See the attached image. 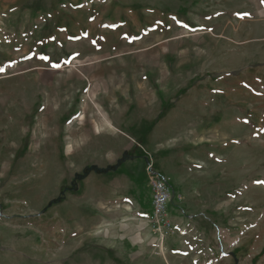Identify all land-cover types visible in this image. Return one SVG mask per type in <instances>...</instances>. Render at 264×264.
Wrapping results in <instances>:
<instances>
[{
  "label": "rangeland",
  "instance_id": "rangeland-1",
  "mask_svg": "<svg viewBox=\"0 0 264 264\" xmlns=\"http://www.w3.org/2000/svg\"><path fill=\"white\" fill-rule=\"evenodd\" d=\"M0 69V264H99L155 176L264 264V0H0Z\"/></svg>",
  "mask_w": 264,
  "mask_h": 264
},
{
  "label": "crops",
  "instance_id": "crops-1",
  "mask_svg": "<svg viewBox=\"0 0 264 264\" xmlns=\"http://www.w3.org/2000/svg\"><path fill=\"white\" fill-rule=\"evenodd\" d=\"M258 39H248L245 44H257ZM241 44H243L241 42ZM167 180V179H166ZM168 181V180H167ZM146 198L138 193L133 201L134 212L125 221L130 224L120 229H108L115 222L124 220L115 214H105L107 247L102 246L99 254H91L99 264H243L240 258L226 257L223 248H217L218 235L211 226L190 222L180 209L168 211L173 236L166 237L160 246V240L150 229L152 211L151 191L145 183ZM175 191V190H174ZM176 192V191H175ZM181 195V194H178ZM184 204L185 199L181 201ZM106 211V207H105ZM126 215V214H125ZM123 217V216H122ZM117 229V228H115ZM210 243V244H209ZM98 256V257H97ZM256 264V259H248Z\"/></svg>",
  "mask_w": 264,
  "mask_h": 264
},
{
  "label": "built area",
  "instance_id": "built-area-1",
  "mask_svg": "<svg viewBox=\"0 0 264 264\" xmlns=\"http://www.w3.org/2000/svg\"><path fill=\"white\" fill-rule=\"evenodd\" d=\"M148 187L151 191L152 211L150 214V227L160 242L168 236H173L171 219L168 217V211L172 202L181 201V195H178L169 182L161 177H151L148 179ZM162 242L160 243L161 247Z\"/></svg>",
  "mask_w": 264,
  "mask_h": 264
},
{
  "label": "snow or ice",
  "instance_id": "snow-or-ice-1",
  "mask_svg": "<svg viewBox=\"0 0 264 264\" xmlns=\"http://www.w3.org/2000/svg\"><path fill=\"white\" fill-rule=\"evenodd\" d=\"M0 71H2V69H0Z\"/></svg>",
  "mask_w": 264,
  "mask_h": 264
}]
</instances>
